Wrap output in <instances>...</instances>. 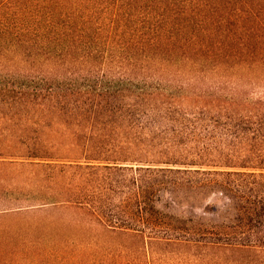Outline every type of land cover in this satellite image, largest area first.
I'll return each instance as SVG.
<instances>
[{"label": "trees", "instance_id": "16d2710c", "mask_svg": "<svg viewBox=\"0 0 264 264\" xmlns=\"http://www.w3.org/2000/svg\"><path fill=\"white\" fill-rule=\"evenodd\" d=\"M258 67L264 0H0V166L102 243L258 264Z\"/></svg>", "mask_w": 264, "mask_h": 264}, {"label": "rangeland", "instance_id": "374dc122", "mask_svg": "<svg viewBox=\"0 0 264 264\" xmlns=\"http://www.w3.org/2000/svg\"><path fill=\"white\" fill-rule=\"evenodd\" d=\"M248 69L240 73L250 74ZM253 70L252 77L264 75V68ZM254 81L253 87L264 85L259 79ZM224 88L225 94L232 92L231 84ZM253 92L245 93L264 95L262 91ZM2 167L0 264H200L199 258L203 256L181 246H154L144 251L140 244L128 240L102 243L89 237L85 229L76 224L80 217L71 210L39 205L27 208L40 203L32 199L35 194L27 197L33 184L15 167ZM254 260L264 264V256H254Z\"/></svg>", "mask_w": 264, "mask_h": 264}]
</instances>
